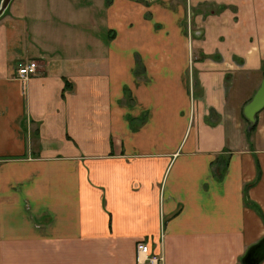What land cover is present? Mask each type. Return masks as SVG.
I'll list each match as a JSON object with an SVG mask.
<instances>
[{"label": "crops", "instance_id": "crops-1", "mask_svg": "<svg viewBox=\"0 0 264 264\" xmlns=\"http://www.w3.org/2000/svg\"><path fill=\"white\" fill-rule=\"evenodd\" d=\"M263 76L264 0H12L0 264H138L140 240L240 263L264 239V110L243 115Z\"/></svg>", "mask_w": 264, "mask_h": 264}, {"label": "water", "instance_id": "water-1", "mask_svg": "<svg viewBox=\"0 0 264 264\" xmlns=\"http://www.w3.org/2000/svg\"><path fill=\"white\" fill-rule=\"evenodd\" d=\"M12 0H1L0 17L6 12ZM264 110V76L252 98L245 104L243 115L249 122V129H252L258 120V114ZM264 260V239L253 246L243 258L244 264H259Z\"/></svg>", "mask_w": 264, "mask_h": 264}, {"label": "built area", "instance_id": "built-area-1", "mask_svg": "<svg viewBox=\"0 0 264 264\" xmlns=\"http://www.w3.org/2000/svg\"><path fill=\"white\" fill-rule=\"evenodd\" d=\"M38 72L39 62L37 60L19 62L17 65V74L21 79L30 78ZM136 260L138 264H163L164 257L153 252L148 242L140 240L136 245Z\"/></svg>", "mask_w": 264, "mask_h": 264}, {"label": "trees", "instance_id": "trees-1", "mask_svg": "<svg viewBox=\"0 0 264 264\" xmlns=\"http://www.w3.org/2000/svg\"><path fill=\"white\" fill-rule=\"evenodd\" d=\"M247 121V120H246ZM248 122V121H247ZM248 124H249V122H248ZM256 127H257V124L251 129V131H248V134H250L252 131H254L255 129H256ZM246 201H247V203L249 204V201L246 199ZM255 246V245H254ZM252 248V247H251ZM250 248V249H251ZM249 249V250H250ZM244 258V257H243ZM238 264H244L243 263V259L240 261V263H238Z\"/></svg>", "mask_w": 264, "mask_h": 264}]
</instances>
